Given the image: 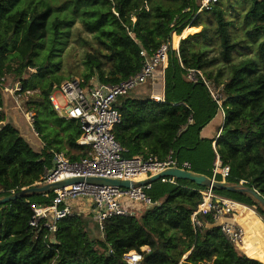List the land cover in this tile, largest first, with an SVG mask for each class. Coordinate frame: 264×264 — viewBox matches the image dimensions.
I'll return each instance as SVG.
<instances>
[{"label": "trees", "instance_id": "1", "mask_svg": "<svg viewBox=\"0 0 264 264\" xmlns=\"http://www.w3.org/2000/svg\"><path fill=\"white\" fill-rule=\"evenodd\" d=\"M66 2L55 6V0H0V69L8 72L13 62L18 63L16 76L23 89H29L30 81L23 73L28 67L38 68L39 98L30 100L27 96L25 105L26 110L35 111L33 126L42 141L35 149L6 115L7 99L12 95L0 84V197L9 195L11 189L16 192L35 186L52 166L53 151L66 149L71 160L86 152L77 143L79 121L59 116L49 101L53 85L61 78L46 77L47 67L35 61L49 29L56 39L69 21L55 14L65 10L79 17L98 44L86 53L88 71L83 79L96 77L110 84L140 69L142 48L152 54L171 40L173 32L181 34L186 26L202 22L212 26L182 39L180 55L170 51L167 67H161L158 74L163 84L154 90L162 100L156 101L150 94L135 96L131 91L122 98L115 136L126 148L125 157L164 159L173 150L179 160L191 162L192 171L209 177L212 169L204 165L213 162L218 153L222 164L230 167L227 185L238 187L246 180L242 185L264 196V0H250L243 15L245 37L250 42L243 48L251 49L254 43L256 50L238 61L233 53L240 41L230 32L233 22L226 18L222 0L201 11L200 0ZM189 28L194 31V27ZM215 38L220 41V51L210 56ZM216 65L215 71L209 70ZM188 68L203 70L216 86H222L226 115L216 139L199 135L218 105L204 83L188 79ZM216 180L222 181L221 175ZM202 188L188 179H176V183L156 180L146 189L156 206L140 214L112 217L106 222L103 238L97 240L90 232L91 215L80 211L57 222L53 239L46 228L32 227L30 202L48 201L41 193L0 204V264H127L123 257L132 250L142 252L141 264H264L240 252L211 216L194 230L191 212L202 201L198 191ZM214 192L255 206L264 215V207L244 190L215 187ZM144 246L149 250H142Z\"/></svg>", "mask_w": 264, "mask_h": 264}, {"label": "built area", "instance_id": "2", "mask_svg": "<svg viewBox=\"0 0 264 264\" xmlns=\"http://www.w3.org/2000/svg\"><path fill=\"white\" fill-rule=\"evenodd\" d=\"M214 1L216 0H200L199 11L210 8ZM133 20L135 21V18ZM171 50H175L180 55L179 47H175L171 41L162 43L152 54H148L147 50L142 48L140 55L143 61L140 69L119 83L110 84L95 77L85 81L83 78L71 76L54 84L49 94V101L59 116L79 121L81 132L77 143L83 146L86 152L79 158L71 160L64 152L53 151L52 166L46 169L42 179L36 182L35 186L67 178L93 176L131 180L136 183L170 167L191 170V162L179 160L173 150H170L164 159L156 156L145 158L139 155L125 157L123 153L126 148L116 138L114 132L115 126L121 121L119 108L122 98L135 87L160 74V68L164 69L169 63ZM187 77L193 82L204 83L225 120L222 86H216L201 69L188 68ZM3 80H6L4 70L0 69V84ZM4 90L12 95L17 107L23 111L32 131L38 135L33 126L35 111H28L23 105L24 99L32 95L34 90L23 89L20 82H16L10 88L4 85ZM151 98L156 101L163 99L161 95L156 94H152ZM213 145L215 147V141ZM229 172L230 167L223 165L219 154L216 153L212 178L216 179L217 175H221L222 180L225 181ZM160 179L163 182L176 183L178 178L171 176ZM245 182L246 180H241L240 184ZM151 185L152 183L135 184L128 188L82 181L43 191L41 192L42 197L48 201L30 202L33 214L29 224L32 227L46 228L51 234L50 239H53L58 227L57 222L74 214L75 207H77L80 212L85 211L91 215L103 237L105 225L109 219L121 215H135L133 205L131 206L132 201L143 202L148 207L154 204L146 192ZM198 191L201 193L202 201L191 212L194 230L197 231L203 226L205 217L211 216L230 242L240 244L245 236V230L236 222L235 213L238 211L235 204H245L217 195L213 187H204ZM8 192L12 194L15 190L11 189ZM81 198L87 199L86 208L78 207L77 201ZM142 250L146 249L142 247ZM143 257L142 252L132 250L124 255L123 260L127 264H141Z\"/></svg>", "mask_w": 264, "mask_h": 264}, {"label": "rangeland", "instance_id": "3", "mask_svg": "<svg viewBox=\"0 0 264 264\" xmlns=\"http://www.w3.org/2000/svg\"><path fill=\"white\" fill-rule=\"evenodd\" d=\"M66 1L67 0H55V6L66 4L67 3ZM250 4H251L250 0H222V6H223V9L225 10L226 18L228 20H232L233 22L229 27L230 32L236 41H240L238 50H236L233 53L234 61H238L239 59H241L242 57L250 53L255 54L256 45L254 43L251 44L252 46L251 49L243 48L244 45H246L247 43H250L249 40L245 37V25L242 20L243 15L246 12V10L249 8ZM55 14H57L60 17H66L69 19V21L67 22V24L62 26L61 34L56 39H54L53 37V30L49 29L47 38L43 40V43L37 49L35 61L38 64L43 63V65L47 67L46 77L50 75L58 76L59 78H61V81L67 78H70L71 76H77L80 78H84V74L87 73L88 71V67L85 62L86 53L88 51H94V48L97 47L98 44L95 42L93 34L88 32L84 28L83 23L80 21L79 17H75L71 13V10H69V12H67L66 10L64 12L56 11ZM74 18L76 19L73 20ZM188 26L194 27V31H191L188 34H184L183 33L184 30ZM188 26H186V28L183 30L181 34H178L175 32L172 33V37L170 41L171 43H173L175 47H179L180 49L181 40L186 38L189 35H193L201 31L202 27H205V26L210 27L209 29H202V30L212 29V26H210L206 22H202L200 25H195V26L188 25ZM174 34H177V37H179V39L177 40V45L174 44V37H175ZM210 49H211V52H209L210 56L218 54V52L220 51L219 39L215 38L212 40ZM47 60H49L48 63H47ZM11 65H12V68L8 72H4L6 80L2 81L1 85L3 87L5 85L10 88V87H13L16 82H20L16 76V70H14L18 67V63L13 62ZM219 65L213 66L209 68V70L215 71L219 67ZM37 71H38V68L36 67H28L26 71L23 73V78L30 81L29 83L31 87H29V89L34 90V93L32 95H28V98L30 100L38 99L39 94L41 92V88H40L41 78L38 76V74H36L38 73ZM202 72L204 73L203 70ZM204 74L207 76L206 73ZM160 75H156L154 80L152 81L150 80L151 82L148 81V83H144L142 85L135 87L131 92H133L135 96H145L149 94L152 95L154 90L162 86L163 84V78L161 79ZM26 101L27 100L25 99L23 101L24 109H26V105H25ZM13 112H15V114L9 113V119H11L14 122V125L20 129L21 133L29 140L30 144L35 149L41 147L42 141L41 143L39 140L38 142L36 141L37 136H34L35 133L32 131L31 127L29 126V123L26 120V117L23 114V111L18 110L17 108H14ZM6 115L8 116L7 113ZM220 116H221V113H220ZM220 118L221 117L216 118V120L211 124V128H213L214 125L220 122ZM208 131H210V127ZM62 152L66 153V149H64V151ZM86 200L87 199L85 198L79 199L77 201L78 207L82 206L86 208L87 207ZM132 205H133V210L138 214H140V212L148 208L147 205L139 201H132L131 206ZM248 207L252 208L254 212H250L251 211L250 210L248 212V215L245 216V218L246 217L248 218L255 213L262 220L261 221L258 218V220H255L254 224H252L249 228V231H251L253 236H258L257 238H260L261 243L256 244V242H252L246 239L245 238L246 234L244 236L243 241H245L249 246L253 245V243L256 245L257 249H251L249 253L250 255L262 261L264 252H260V249L264 248V215H261L255 206H248ZM75 208H76L75 209L76 212L79 211L77 207ZM84 212L85 211H83L82 213L84 214ZM85 213L87 214V212ZM239 220L242 223L244 222L243 218L240 219L239 216L237 215L236 222L241 225V222ZM90 226H91V230H90L91 236L94 237L96 240L102 239L103 237L101 235V232L99 231L94 221L91 222ZM244 229L248 230L247 227H244ZM144 249L149 250V247L144 246Z\"/></svg>", "mask_w": 264, "mask_h": 264}, {"label": "water", "instance_id": "4", "mask_svg": "<svg viewBox=\"0 0 264 264\" xmlns=\"http://www.w3.org/2000/svg\"><path fill=\"white\" fill-rule=\"evenodd\" d=\"M216 144V142H215ZM176 177L178 179H188V180H192L194 181L196 184L204 186V187H223L226 189H241L244 190L250 194H252L254 196V198L257 200V202L259 204H261L264 207V196L257 191L255 188L253 187H248V186H244L242 184H240V186L238 187H234L231 185H227L225 181H219L216 179H213L212 177H209L206 174L203 173H197L194 172L192 170H185L179 167H170L167 168L163 171H161L160 173H157L155 175H152L149 178L137 181L136 183H134L131 180H121V179H114V178H105V177H97V176H93V177H73V178H67L61 181H57L54 183H48V184H44V185H36L33 187H26L23 188L19 191H16L15 193L9 194V195H5L3 197H0V204L9 202L11 200L17 199V198H21L27 194H32V193H41L43 191H50L52 189L55 188H59V187H63L65 185H69V184H73V183H79L82 181H86L89 183H94V184H98V185H113V186H118V187H132L135 184L136 185H146L149 183H153L156 180H159L162 177ZM156 206V203L153 204V207ZM187 255L184 256V258H186Z\"/></svg>", "mask_w": 264, "mask_h": 264}, {"label": "crops", "instance_id": "5", "mask_svg": "<svg viewBox=\"0 0 264 264\" xmlns=\"http://www.w3.org/2000/svg\"><path fill=\"white\" fill-rule=\"evenodd\" d=\"M189 29V28H188ZM175 36H177V35H175ZM177 45V44H176ZM153 94H156V93H154L153 92ZM151 96V95H150ZM8 103L6 104V107H5V112L8 114V116H9V113L10 114H15V112H13V110H14V108H17V106H15L14 105V99H13V97L12 96H10V97H8ZM18 109V108H17ZM11 116V115H10ZM217 117H221L220 118V122H218L216 125H214V127L213 128H211V124L216 120V118ZM223 122H224V119H223V117H222V115L220 116V111H218L217 110V112H216V114H215V116L207 123V124H205V125H203V127H202V129H201V131H200V133H199V135H200V137L201 138H214V139H216L217 137H218V135H219V131H218V129H219V127L223 124ZM209 127H210V131H208V129H209ZM34 136H37L36 138H37V142H38V140L40 141V143H41V140H40V138L38 137V135H34ZM215 141V140H214ZM213 141V142H214ZM216 142V141H215ZM40 145V144H39ZM214 146V145H213ZM215 160V159H214ZM213 166H214V161L213 162H208V163H206L205 165H204V168L205 169H208V168H211V169H213ZM249 212V211H248ZM248 212L247 213H241L240 215H239V218L241 219V218H243V223L241 222V225H243L244 227H247L248 228V230H246V236H245V238L246 239H248V240H250V241H252V242H256V244H260L261 243V240H260V238H257L258 236H253V234L251 233V231H249V228H250V226L252 225V224H254V221L255 220H258V216L254 213L252 216H250V217H246L245 218V216H247L248 215ZM250 212H253L252 210L250 211ZM85 213V212H84ZM237 215H238V212H236L235 213V216L237 217ZM260 219V218H259ZM261 220V219H260ZM262 221V220H261ZM238 246V249L240 250V252H242V253H244L245 255H247L248 257H250V258H254V259H257L256 257H254V256H252V255H250V250L251 249H257V247H256V245L253 243V245H251V246H249L245 241H243L242 243H240V244H238L237 245ZM260 252H264V248H262V249H260ZM257 260H259V259H257ZM262 262H264V253H263V259H262Z\"/></svg>", "mask_w": 264, "mask_h": 264}, {"label": "bare ground", "instance_id": "6", "mask_svg": "<svg viewBox=\"0 0 264 264\" xmlns=\"http://www.w3.org/2000/svg\"><path fill=\"white\" fill-rule=\"evenodd\" d=\"M189 27V26H188ZM188 27L184 30V34H188L189 32H191L190 29H188ZM179 39V37L175 36L174 37V44L176 45L177 44V40ZM235 207L237 208V211H238V216L241 214V213H247L248 211L252 210V208L248 207L247 205H240V204H235ZM253 211V210H252ZM254 212V211H253ZM243 227V226H242ZM244 229V227H243ZM245 230V229H244ZM245 234H246V230H245ZM244 240V238H243ZM242 240V242H243Z\"/></svg>", "mask_w": 264, "mask_h": 264}]
</instances>
